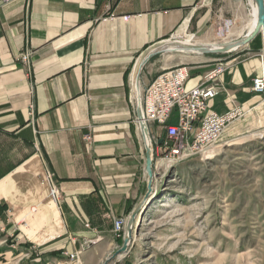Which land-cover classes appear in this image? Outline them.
I'll return each instance as SVG.
<instances>
[{
  "label": "crops",
  "instance_id": "1",
  "mask_svg": "<svg viewBox=\"0 0 264 264\" xmlns=\"http://www.w3.org/2000/svg\"><path fill=\"white\" fill-rule=\"evenodd\" d=\"M248 1L0 4V222L7 229L6 242L0 241V264H65L63 254L82 249L85 241L90 243L82 251V264L104 263L121 243L114 235V219L128 221L148 191L132 84L139 56L177 31L188 34L192 25L203 42L214 40L210 28L205 29L213 15L215 21L229 16L238 23L244 12L250 13ZM111 14L118 18L103 22ZM123 16L132 18L124 22ZM244 33L245 26L236 31V39ZM27 46L33 52L30 71L17 62ZM254 52L249 44L230 55L235 58L218 79L223 91L209 101V112L224 114L238 105L249 111L246 119L262 100L252 91V81L261 73ZM194 59L201 67L191 73L187 89L200 85L220 60ZM145 70L142 83L148 85L152 79ZM249 122L229 127L225 144L237 141L234 135ZM152 131L157 172L164 133L160 127ZM89 134L90 143L85 140ZM48 173L60 193L58 203L50 197Z\"/></svg>",
  "mask_w": 264,
  "mask_h": 264
},
{
  "label": "rangeland",
  "instance_id": "2",
  "mask_svg": "<svg viewBox=\"0 0 264 264\" xmlns=\"http://www.w3.org/2000/svg\"><path fill=\"white\" fill-rule=\"evenodd\" d=\"M205 9L199 10L203 11L200 12L202 16ZM249 15L244 12L242 19L234 23L229 42L237 40L236 31L246 26ZM229 19L225 16L215 21L213 15L205 25V29L210 28V34H213L214 40L209 41L212 43L203 42V34L197 33L193 25L188 34L196 33L194 43L218 44V24ZM177 34L183 33L177 31ZM258 40L251 45L256 54L263 49V36ZM248 47L222 55L215 64L231 62L237 53ZM195 57L199 56L161 54L144 70L147 69L146 76L152 80L163 71L162 67L186 66L194 75L201 67ZM244 121L250 122L234 135L237 141L225 144L224 136L218 149L202 159L194 157L170 167L161 156L158 157L161 166L156 172L154 191L135 222L128 251L113 259L121 249L122 241L106 256L103 264H264L262 100L240 122ZM3 234L0 232V241L4 240Z\"/></svg>",
  "mask_w": 264,
  "mask_h": 264
},
{
  "label": "built area",
  "instance_id": "3",
  "mask_svg": "<svg viewBox=\"0 0 264 264\" xmlns=\"http://www.w3.org/2000/svg\"><path fill=\"white\" fill-rule=\"evenodd\" d=\"M14 0H0L3 6L9 5ZM31 1V0H29ZM116 15L103 18V22L117 19ZM132 16H123L122 20L128 22ZM234 27L233 20H221L218 24V44L229 43L228 38ZM170 40H191L195 41V35L173 33ZM33 52L29 46L17 57V62L32 70ZM260 56L261 73L252 81V91L262 98L264 104V44ZM227 63L215 64L209 70L203 80L195 88L187 89V83L191 78L190 70L186 66H176L165 68L148 85L141 84V107L142 121L136 118L137 125L141 131V123L147 125L153 139L152 129L160 127L163 129L164 137L161 144L165 148L162 160L168 165L194 157L209 156L211 152L218 149L226 130L236 122L243 120L249 111L235 105L231 110L224 114L209 112V101L217 97L223 87L218 82L220 76L227 70ZM136 105V104H135ZM33 118V106L31 113ZM176 121H175V120ZM142 133V132H141ZM85 140L92 142V136L86 135ZM154 146L155 142L153 140ZM35 149L39 152V146ZM50 184V197L56 203L60 202V193L52 184V175L48 173ZM13 213L8 209V214ZM126 218L114 219V235L117 240H123L127 227ZM88 227V226H87ZM6 225L0 222V232H6ZM76 243L75 240L72 241ZM90 242L85 241L82 249L75 250L73 253L65 252L67 258L65 264H82L81 255Z\"/></svg>",
  "mask_w": 264,
  "mask_h": 264
},
{
  "label": "water",
  "instance_id": "4",
  "mask_svg": "<svg viewBox=\"0 0 264 264\" xmlns=\"http://www.w3.org/2000/svg\"><path fill=\"white\" fill-rule=\"evenodd\" d=\"M257 6V24L249 37L244 39H237L236 41L223 43V44H198L191 43L192 45H188V47H184V49L179 48L176 50H165L159 49V46L166 47L167 44H173L176 41L166 39L160 42H157L150 47H148L145 51L141 53L139 56L133 71L132 84H133V97L136 104L137 110V118L142 121V107H141V84H142V74L145 66L156 56L161 54H172V53H185V54H193L198 56H206V55H224L231 54L232 52H236L237 50L249 45L252 41H254L264 30V0H254ZM264 44V40H263ZM141 132L145 142L146 148V172L148 175V191L145 195L143 201L140 205L134 210L132 215L130 216L127 227L125 237L123 239V245L120 250H118L113 259H116L119 255L128 251L130 243L133 237V231L135 222L139 215L142 213V209L145 207L147 201L153 194L154 191V183L158 177V174L155 171V159H154V143L153 139L150 135L149 128L144 123H141ZM146 135L149 136V143L146 142ZM170 167L172 165H169ZM108 262V261H107ZM107 264V263H105Z\"/></svg>",
  "mask_w": 264,
  "mask_h": 264
},
{
  "label": "bare ground",
  "instance_id": "5",
  "mask_svg": "<svg viewBox=\"0 0 264 264\" xmlns=\"http://www.w3.org/2000/svg\"><path fill=\"white\" fill-rule=\"evenodd\" d=\"M248 4H249V7H250V15H249L250 18L248 20V23L245 26L244 36L242 38H240V39H244L246 37H249L252 34V32L254 31V29L256 27V24H257V6H256V3H255L254 0H249ZM261 36H263V40H264V30L261 33ZM174 41H176V42L173 43V44H171V43L167 44L166 47H163V46L160 45L159 49L176 50V49H179V48L184 49V47H188V45H192L191 44L192 43L191 40H187L186 42L177 41V40H174ZM146 142L149 143V136L148 135H146ZM185 160H187V159H185ZM180 162H176V163L178 164ZM176 163H172V164L174 165Z\"/></svg>",
  "mask_w": 264,
  "mask_h": 264
},
{
  "label": "trees",
  "instance_id": "6",
  "mask_svg": "<svg viewBox=\"0 0 264 264\" xmlns=\"http://www.w3.org/2000/svg\"><path fill=\"white\" fill-rule=\"evenodd\" d=\"M261 35H259L256 39H255V41H253L252 43H251V45L252 44H255V42H258L259 40H258V38L260 37ZM213 58H220V57H223L222 55H214V56H212ZM160 146H162L163 147V143L160 145ZM165 154V150L162 152V154H161V156L162 155H164ZM120 242H122L123 240H119ZM7 244H10V241L8 240L7 241Z\"/></svg>",
  "mask_w": 264,
  "mask_h": 264
}]
</instances>
